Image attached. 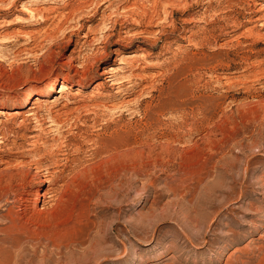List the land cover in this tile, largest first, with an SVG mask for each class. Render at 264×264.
Returning <instances> with one entry per match:
<instances>
[{"label":"rangeland","instance_id":"obj_1","mask_svg":"<svg viewBox=\"0 0 264 264\" xmlns=\"http://www.w3.org/2000/svg\"><path fill=\"white\" fill-rule=\"evenodd\" d=\"M30 89L0 171L55 173L66 200L53 244L0 193V264H264V0H0V109Z\"/></svg>","mask_w":264,"mask_h":264},{"label":"bare ground","instance_id":"obj_2","mask_svg":"<svg viewBox=\"0 0 264 264\" xmlns=\"http://www.w3.org/2000/svg\"><path fill=\"white\" fill-rule=\"evenodd\" d=\"M37 12H43V11L37 10ZM125 61L126 60L121 59L120 62H118V63L120 66L125 65L126 64ZM88 69H89V67H88ZM86 71H88V70L86 69ZM119 72H121L119 70V68H111L109 70H105L102 73H100V77L103 78V81L105 83H112L113 81L115 82L116 75ZM75 77L76 78L78 77V79H80L79 83H82L83 81L87 80L89 75H88V72H86L84 75H80L77 73V76H75ZM58 79L59 78L56 77L55 79H53V81L51 83L46 85V88L50 92L54 91V88L56 87L57 82L59 81ZM92 82H94V81H92ZM70 83H71L70 79H65L64 81H61L60 82V84L62 85L61 89H65V88L68 89V85H71ZM64 91H66V90H64ZM58 93L60 95H62L63 92L59 91ZM41 96L43 97V91L42 90L41 91L40 90H35V91L32 90L31 91V89H30L28 92L26 91L23 102L20 103L19 106L17 105L18 107H16L15 109L10 108V111H4L3 109H0V117L3 116V114H4L6 116L12 115L14 118L15 117H22L23 118V116L26 115V113H30V112L34 113V109L38 108V107H36V105L40 104L38 102H39L40 98H42ZM34 98H37V99L34 101ZM26 105H28L27 109H25ZM3 136L4 135L2 133H0V144L4 140ZM0 156H1V152H0ZM29 162H30V160H29ZM4 164H6V168L4 170L0 171V193L3 194L4 196H6L7 199L12 198V203L16 204V208L18 209L17 213H16V211H14L15 213L11 214L12 215L10 217L11 225H9V226L10 227L12 226V228L16 232H18V234L23 233V235H25V234L29 235L31 238L37 237L39 239L42 237H45V238L51 239L50 241L53 244L57 243L58 238L56 236L54 238H50V234H53L52 233L53 231L52 232H49V231L44 232L43 230H41L42 227H40V222L43 223L45 221H49L48 220L49 218H55L56 216L59 215V214L57 215V213L61 209L60 203L63 201V199H65V198H63L64 195H63V197H61V193H59V190L57 188L56 189L51 188L57 182L55 180V175H54L55 173L52 174L50 171L45 172L42 170L41 171L38 170V171H36V173H33L32 170L27 168V163H24V162H20L15 166L9 164L8 162H6ZM34 164H32V165H34ZM29 168H30V166H29ZM36 169H38V168H36ZM46 185H49V187L46 188ZM50 185H51V187H50ZM59 187H60V189H62L61 185ZM62 187L64 188V186H62ZM5 200H6V198H5ZM10 201H8V202H10ZM64 201H63V204H64ZM8 206H9V204H8ZM10 210H11V208H10ZM7 212H9V211H7ZM10 213H11V211H10ZM42 226H43V224H42ZM49 226H51V225H49ZM11 230H10V232H11ZM58 235H60V234H58ZM30 237H27V238L31 239ZM37 241H39V240H37ZM90 252H91V254H93L95 256L100 255V253H101L99 246L97 244L95 245L93 243L90 247Z\"/></svg>","mask_w":264,"mask_h":264}]
</instances>
